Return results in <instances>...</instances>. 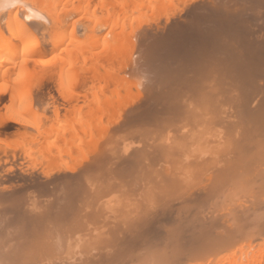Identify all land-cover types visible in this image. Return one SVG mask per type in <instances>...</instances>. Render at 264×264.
I'll return each instance as SVG.
<instances>
[{
  "label": "bare ground",
  "instance_id": "1",
  "mask_svg": "<svg viewBox=\"0 0 264 264\" xmlns=\"http://www.w3.org/2000/svg\"><path fill=\"white\" fill-rule=\"evenodd\" d=\"M45 1L0 0V264H264V0Z\"/></svg>",
  "mask_w": 264,
  "mask_h": 264
},
{
  "label": "rangeland",
  "instance_id": "2",
  "mask_svg": "<svg viewBox=\"0 0 264 264\" xmlns=\"http://www.w3.org/2000/svg\"><path fill=\"white\" fill-rule=\"evenodd\" d=\"M29 1V4L31 6L32 3H35L36 5L35 6H38L39 8H43L44 9V13H47L46 11V1L45 0H28ZM54 7V12H57L59 13L61 11V7L60 6H53ZM46 37H48L47 35H45Z\"/></svg>",
  "mask_w": 264,
  "mask_h": 264
}]
</instances>
